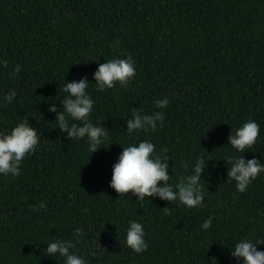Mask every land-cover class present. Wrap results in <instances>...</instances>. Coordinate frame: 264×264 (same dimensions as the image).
Instances as JSON below:
<instances>
[{
    "label": "trees",
    "instance_id": "trees-1",
    "mask_svg": "<svg viewBox=\"0 0 264 264\" xmlns=\"http://www.w3.org/2000/svg\"><path fill=\"white\" fill-rule=\"evenodd\" d=\"M129 54L136 75L127 86L97 91L99 64ZM84 76L89 120L108 130L95 153L86 137L69 140L49 111H63V87ZM133 110L164 119L129 134ZM250 119L260 134L240 153L228 136ZM25 120L41 140L19 176L0 174V264H65L47 256L54 240L73 242L86 264H243L231 255L242 239L264 251V173L243 193L227 178L229 158L264 164V0H0V132ZM143 140L168 157L173 186L204 158L202 206L139 202L109 186L123 147ZM131 221L143 225L145 252L126 245Z\"/></svg>",
    "mask_w": 264,
    "mask_h": 264
},
{
    "label": "clouds",
    "instance_id": "clouds-1",
    "mask_svg": "<svg viewBox=\"0 0 264 264\" xmlns=\"http://www.w3.org/2000/svg\"><path fill=\"white\" fill-rule=\"evenodd\" d=\"M3 67H7V61H3ZM21 67L17 65L13 75H18ZM136 75L134 61L129 54L126 58H113L99 64L93 74L95 88L97 91L115 88L117 83L121 87H126L129 81ZM89 81L86 76L78 81L67 82L62 91L66 97L61 99L63 111L57 109L55 104L49 106V111L56 113L55 122L61 132L67 133L69 140L87 138L89 151L95 153L101 149L98 146L108 135V130L94 125L89 117L93 111L94 101L87 89ZM16 96L15 91H11L4 97L7 103H11ZM157 108H164L169 104L168 98L154 101ZM132 119L127 120V132L133 131H155L157 121H163L162 112H155L152 115L143 114L133 110ZM69 119L80 123H72L69 126ZM260 134V125L254 120H248L235 132L228 136V143L240 153L251 149ZM40 134L36 128L30 126L29 121L19 122L10 133L0 132V174L5 176L20 175L21 163L27 154L35 151L40 143ZM167 152V149L163 150ZM160 156L155 154V145L148 141H141L138 146L132 145L123 147L117 162L112 166V178L110 187L120 196L132 193L137 197V201L143 202L145 198L158 197L161 200L180 204L191 209L203 205L204 195L201 188V174L207 164L203 157H199L195 163L191 175L179 177L178 183L173 186L169 183L172 176L169 175V164ZM227 178L236 182V188L243 193L247 187L257 178L260 173H264V164L253 158L246 160L243 155L236 158H229ZM187 168V165H183ZM46 207L45 203H40L38 208L32 211H39ZM165 214H170L169 207L163 208ZM212 225V217H209L202 225L204 230H208ZM75 234H83L81 228L75 229ZM145 233L141 223L131 221L126 233V245L135 253L139 254L147 251L148 245L144 239ZM259 244H264L261 242ZM75 247L71 241L54 240L47 244V256L59 255L65 258V264H86L85 260L73 253L71 249ZM231 255L242 261L243 264H264V251L257 250V244L251 240L242 239L235 244L231 250Z\"/></svg>",
    "mask_w": 264,
    "mask_h": 264
}]
</instances>
